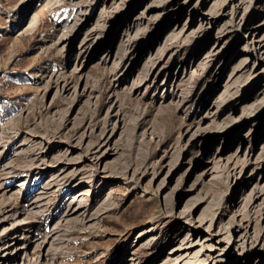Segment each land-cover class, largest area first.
<instances>
[{"label": "rangeland", "instance_id": "1", "mask_svg": "<svg viewBox=\"0 0 264 264\" xmlns=\"http://www.w3.org/2000/svg\"><path fill=\"white\" fill-rule=\"evenodd\" d=\"M22 1L0 0V142L23 140L28 145L33 140L27 131L51 135L52 145L83 133L87 138L99 139L112 98L120 104L124 120L116 154L106 156L95 172L92 171L93 174H90V167H93L90 159L79 164L86 184L78 188V193L86 196V204L92 211L97 210V219L87 223L71 222L67 224V230L61 229L57 238L66 240L56 250L52 264H130V257L136 258L138 264H170L168 257L172 255V248L183 235L195 243L189 252H181L178 264H188L193 260L199 262L203 257L206 262L223 257L225 264H264V249L258 258L250 256L247 260L234 251V245L241 243L246 233L254 236L261 228L264 231V206L259 200L247 208L246 212L251 215L247 227L227 229L232 214L238 218L245 208L243 194L255 183L264 181L262 176L251 172L255 157L264 155V150H261L264 119L255 132L254 145L245 163V174L235 179H216L207 175L198 180L197 176L203 172L202 162L210 160L214 151H222V162L232 155H239L242 160L244 148L239 144V138L253 130V120L228 141H220V136H216L202 149L198 145L183 147L186 128L214 126L204 111L215 99L217 77L223 80L234 70V83H243L248 76L255 80L244 90V98L233 116L239 113L241 106L248 109L247 106L254 104L255 110L264 106V46L256 44V40L264 35V0H253L252 8L256 12L245 16L243 24L246 28L243 31L246 40L233 41L229 36L239 23L234 10L240 0H187L177 14L171 13L163 19L158 32L160 37L168 36L172 29L179 31L184 27L175 42L177 48L171 51L170 73L166 74L161 69L157 74L158 82L168 80L177 91L191 88L192 97L179 106L168 99L160 100L159 89L153 98L134 91L128 93L124 86H115L108 74L109 65L98 60L101 52L87 61L82 71L70 72L73 64L68 65L65 52L55 41L62 32L69 31L78 12L73 2L81 0H66L52 10L46 7L45 1L35 7V0H30L27 12L21 16ZM175 2L181 4L183 0ZM241 2L240 12L248 0ZM98 10L99 7L89 12L88 25L96 19ZM214 10L223 16L209 26L201 17L210 11L216 12ZM158 13V10H153L148 14L153 18ZM17 17L21 21L16 24L21 26L14 28ZM127 24L125 19L114 30L115 43ZM220 29L224 35L218 45L222 54L221 61L216 63L220 65L218 74L212 73L214 67H197L195 75H190V70L187 74L188 68L193 69L200 63L198 59L210 49ZM156 42L153 39L150 46L138 53V58L134 56L131 77L142 70L150 53L157 47ZM168 56L169 53L164 61ZM177 70L179 79L175 80L172 75ZM68 73L69 89L59 91L56 76ZM84 81L93 85V94L82 91L80 86ZM226 113L221 115L222 121H227ZM66 114L72 117V121L59 125L60 117ZM12 119L17 120L14 126L8 123ZM51 154L55 155L56 150L53 149ZM12 156L16 162H24L23 155ZM105 162L119 170L128 168L125 174L100 182ZM3 165L4 162L0 164V178ZM195 180L198 186L194 188L191 185ZM54 188L51 187L46 208L37 218L41 224L39 241L45 238L47 229L51 230L71 195L64 187ZM10 191L5 190L4 194ZM28 205V201L20 198L11 203L20 210L28 208ZM187 220L192 221L193 229L189 231L185 227ZM205 229L211 231V239L203 240L201 237ZM156 236L161 238L156 240L153 248H148L147 240ZM237 247L240 248L239 245ZM30 251L34 257L44 254L41 247Z\"/></svg>", "mask_w": 264, "mask_h": 264}, {"label": "bare ground", "instance_id": "2", "mask_svg": "<svg viewBox=\"0 0 264 264\" xmlns=\"http://www.w3.org/2000/svg\"><path fill=\"white\" fill-rule=\"evenodd\" d=\"M44 1L49 10L66 2V0H35L34 6H41ZM252 1L248 0L247 5H244L245 8H242L241 12L239 11V7L242 6L240 5L242 3L241 0L235 5V10L231 9L234 10L235 14L237 13L239 18V23L229 35L233 41L246 40V33L243 31L246 27L243 22L247 14L256 12L255 8H252ZM29 2L30 0L22 1L19 10L21 16L27 12ZM185 2L187 0H183L181 4H176L175 0H149L148 2L147 0L74 1L73 5L78 9L77 15L71 22L69 31L62 32L55 42H59L61 45L60 49L65 52L68 65L70 63L73 64L70 70L71 73L81 70L87 61L101 52L98 60L102 64L109 65L108 74L115 86H124L128 93L134 91L140 93L142 96L153 98L157 96L155 94H157L156 92L159 89L161 91L158 96L160 100L166 101L168 99L179 106L192 97L191 88L185 91H177L175 85L168 80L158 82L157 74L161 69L166 74L170 73V56L177 48L175 42H177L178 36L183 32L184 27L179 31L172 29L171 33L165 37H160L158 32L161 29L163 19L171 13L177 14L180 10L179 7H183ZM97 7H99L97 17L88 25L89 12ZM137 8L139 9L135 13L134 11ZM153 10H158L159 13L151 18L148 13ZM191 14L192 9L189 11V16ZM222 16L223 14L220 12L210 11V13L202 14L201 18L203 22L210 26ZM262 18V25L264 26V14ZM125 19L128 21V24L122 29L118 41L115 43L114 37L116 38V35L114 36L115 33L113 32ZM20 21L21 19L17 17L13 27H20V24H16L20 23ZM64 25H66V21ZM29 27L31 28L30 25ZM218 32L220 34L216 37L210 49L205 51L202 57L198 59L200 63L194 66L193 69L188 68L186 70L187 74L190 70L189 74L193 75L198 70L197 67L201 69L214 67L212 70L213 74H216L220 70L219 63L217 65L216 63L221 61L222 54L219 52L218 45L224 32L221 29ZM79 34H81V37L77 38ZM153 39L157 41V47L150 53L151 56L144 64V67L142 66V70H138L137 74L131 77L134 66L133 60H135L134 56L136 58L140 51L150 46ZM256 44L260 47L264 46V35H261L256 40ZM73 53H75L74 57L72 56ZM168 53L169 56L164 61V57ZM198 56L199 53L197 56H194V59L196 60ZM233 72L234 70L223 80L217 77L219 80L214 90L216 94L215 99L209 103L206 111H204L205 114L207 113L211 117V122L214 126L211 128L203 126H195L193 129L186 128L184 132L186 138L183 147L186 145H198L202 149L216 136H220V141H228L246 123L252 120L254 121V128L250 132L243 133L242 137L239 138V144L244 148L242 160L239 158V155H232L225 162H222V151L218 153L214 151L210 155V160H206L207 162L205 163L202 162L203 172H199L201 174L197 176L199 177L197 178L198 180L201 176L207 175H211L216 179L225 177L226 180L229 178L235 179L239 175L243 176L245 174L246 160H248V156L254 145L255 132L258 125L264 119V106H259L260 108L255 110L256 106L250 104L251 102L249 103L250 106H247L248 109L241 106L239 113L233 116L237 105L244 98V90L251 87L255 81L252 76H248L243 83H234L232 80L234 77ZM178 73L179 70L172 75L175 77V80L179 79ZM69 79L70 73L58 74L56 76L59 91L69 89ZM80 88L88 95L94 92L93 85H88L86 81L83 82ZM257 90L261 91L260 88ZM110 101L111 104L106 114L104 129H101L102 133L99 139L87 138L83 133L76 138L60 140L52 145L50 144L51 135L27 131L31 140H33L28 145L23 140L4 144L0 142V164L4 162L2 168V171H4L0 178V264H52L56 250L66 240L57 238L58 232L61 229L69 228L67 224L71 222L87 223L97 219V210L92 211L86 204V196L78 193V188L86 184L84 181L86 177L82 176L84 173L79 168V164L84 160L90 159L91 166H93L90 167L91 174L92 171L95 172L96 167L102 163L106 156L114 155L119 150L118 139L121 138V132L124 129V120L120 104L114 98ZM225 112H227L228 118L227 121H222L220 117ZM16 121L12 119L8 123L14 126ZM71 121L72 117L70 118L66 114L60 117V123H58L59 125H64L66 122ZM53 149L56 150L55 155L51 154ZM261 150H264V145L261 147ZM12 155H23L24 162H16ZM254 163L251 169L252 174H258L263 179L264 155L262 157L260 155L256 156ZM126 167L128 168V166ZM127 168L125 170H121L120 168L119 170L117 167L108 166L105 162L100 182H105L116 175L125 174ZM196 180L191 185L194 188L198 186ZM53 186L56 190L64 187L71 195L67 199L63 209L59 212L51 230L47 229L45 238L39 241L38 231L41 228V224L37 218L42 209L46 208L50 197V189ZM12 188L14 189L11 190ZM5 190L11 191L5 195ZM19 198L28 201L29 207L26 209L21 208L20 210V207L11 206V203L16 202ZM242 200L245 208L243 207L244 209L241 210L240 217L238 218L235 217V214H232V221L229 225L227 224V229H230V227L236 228V230L244 229L251 219L249 212H246L247 208H250V205L257 200L261 202L262 207L264 206V181L259 184L255 183L247 193L243 194ZM191 222V220L185 221V227L188 231L193 229ZM261 230L262 228L254 236L244 233L245 235L241 239V243H238L240 248L237 247V244L234 245V251L235 253L237 252V256L243 255L247 260L250 256L258 258L261 255L264 249V231ZM201 237H203V240L211 239L212 233L208 229H205ZM159 238L161 237L149 238L146 246L153 248ZM194 243L187 235L179 237L176 245L172 248V255L168 257L169 263L178 264L177 261L181 258V252H189ZM40 247L44 250L43 256L37 255L34 257L30 250ZM51 249L54 250L50 252ZM129 261L130 264H138L136 258L130 257ZM206 261L207 259L203 257L200 258L199 262L193 260L188 262V264H225L223 257L214 258L210 262Z\"/></svg>", "mask_w": 264, "mask_h": 264}]
</instances>
